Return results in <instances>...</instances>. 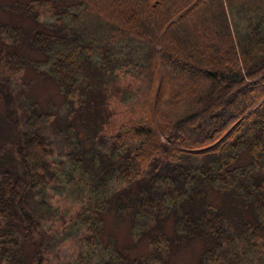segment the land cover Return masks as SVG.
Here are the masks:
<instances>
[{"label":"trees","instance_id":"1","mask_svg":"<svg viewBox=\"0 0 264 264\" xmlns=\"http://www.w3.org/2000/svg\"><path fill=\"white\" fill-rule=\"evenodd\" d=\"M0 12V264L45 263L30 204L46 208L50 186L81 205L73 264H168L194 242L197 264H264V0H10ZM25 64L57 87L64 117L32 98L19 116ZM111 87L134 119L107 135ZM49 126L68 145L57 158ZM107 215L148 253L120 247Z\"/></svg>","mask_w":264,"mask_h":264},{"label":"rangeland","instance_id":"2","mask_svg":"<svg viewBox=\"0 0 264 264\" xmlns=\"http://www.w3.org/2000/svg\"><path fill=\"white\" fill-rule=\"evenodd\" d=\"M10 0H0L1 4H6ZM0 18L3 14L0 12ZM26 59L35 61L40 57L36 52L29 49L24 50ZM173 70V71H172ZM173 72V79H177L181 75H185L184 71H176L175 67L168 73ZM119 80L117 84L120 86L130 82L131 79L128 74L120 71L118 73ZM137 82V86H138ZM12 97H15L16 105L18 107V114L22 116V109L27 105L29 99L37 100L45 109L54 108L56 117L65 116L66 111L62 108V98L57 87L51 80L38 77L28 68L27 64L22 66V69L16 76L12 84ZM110 98L108 100L109 110L112 116L109 123L106 125V134L110 135L115 132V126L119 125L124 120L132 121L134 119L133 113L128 105H123L121 98L116 94L115 87L109 90ZM10 110L13 108L9 107ZM140 105L135 109H139ZM5 106L3 104L2 96L0 95V114L4 115ZM16 109V106L14 107ZM54 111L52 112V114ZM0 127H2L0 125ZM3 128V127H2ZM5 131V129H4ZM49 143V151L53 158L60 157L67 153L68 145L64 138L54 130L53 127H48L44 135ZM7 135L4 134L2 142L7 140ZM52 185V184H51ZM48 188L47 199L49 201L46 208L39 205L40 197L34 195L30 204V209L34 214L35 220L39 223L42 236V248L44 251V264H73L80 249V240L85 231L79 232L72 228V220L77 214L81 205L76 203L73 198L58 194ZM127 222H118L113 216L107 215L105 217L104 232L112 233L120 247L126 248L127 253L131 256H140L148 253V246L146 241H143L131 248L132 241L128 233ZM201 244L194 242L188 245L181 246L171 257L168 264H197L198 256L200 254Z\"/></svg>","mask_w":264,"mask_h":264}]
</instances>
